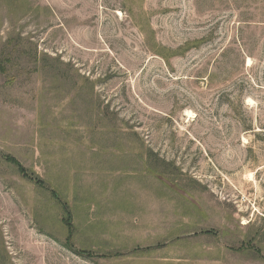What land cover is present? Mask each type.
I'll return each mask as SVG.
<instances>
[{"label":"rangeland","instance_id":"rangeland-1","mask_svg":"<svg viewBox=\"0 0 264 264\" xmlns=\"http://www.w3.org/2000/svg\"><path fill=\"white\" fill-rule=\"evenodd\" d=\"M0 264H264V0H0Z\"/></svg>","mask_w":264,"mask_h":264},{"label":"bare ground","instance_id":"bare-ground-1","mask_svg":"<svg viewBox=\"0 0 264 264\" xmlns=\"http://www.w3.org/2000/svg\"><path fill=\"white\" fill-rule=\"evenodd\" d=\"M189 114H191V113H189Z\"/></svg>","mask_w":264,"mask_h":264}]
</instances>
